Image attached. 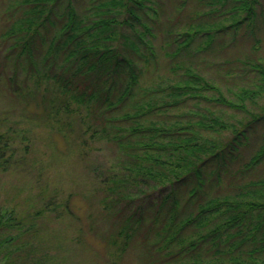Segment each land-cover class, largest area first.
<instances>
[{
    "label": "trees",
    "instance_id": "16d2710c",
    "mask_svg": "<svg viewBox=\"0 0 264 264\" xmlns=\"http://www.w3.org/2000/svg\"><path fill=\"white\" fill-rule=\"evenodd\" d=\"M209 1L212 3L204 4L209 8L201 13L205 20L193 24L198 25L196 30L182 34L180 47L189 46L206 24L212 26L206 27V33L220 30L215 21L221 22L216 15L223 11H215L213 6H221L225 0ZM233 1L229 12L233 22H221V30L252 24L256 0ZM95 4L103 16L89 22L70 0H12L0 10V94L9 98L0 123L4 126L7 121L23 119L31 123L30 127L23 123L28 129H44L57 158L72 157L81 164L89 158L94 143L111 144L114 156L90 182L92 197L102 204L103 215L118 223L104 234L96 231L103 243L101 253L82 233L76 234L78 242L104 258V264H122L124 259H131L130 264H264V177L243 179L245 174L240 173L242 180L231 179L239 150L247 144L249 134L264 125V112L229 124L231 133L218 143L200 141L185 130L187 124L177 123L171 109L186 108V100L196 96L192 90L198 84L212 86L187 65L181 70L185 72L182 83L155 85L152 80L150 86L141 88L142 68L114 46L124 44L127 53L138 51L127 31L136 32L141 0H98ZM116 7L125 8L122 12L127 14L117 18L121 10ZM138 32L142 34L138 41L146 42V30ZM147 58L143 57V64ZM221 99L236 108L224 98H215ZM154 115H162L159 122ZM168 121L174 124L170 128ZM1 128L0 174L33 179L40 205L28 209L17 202L0 204V264H42L30 262L22 252L32 248L34 238L47 233L39 231L36 221L57 205L41 177L36 141L29 138L17 155L10 127ZM55 134L64 150L58 148ZM261 135L245 169L256 167L264 157L263 132ZM211 160L217 168L209 166ZM219 169L229 178L228 184L235 182L229 193L221 186ZM141 185L151 189L137 197V210L125 214L135 199L130 195L131 186L139 189ZM154 190L158 194L151 197ZM63 207L64 217L78 221L69 198ZM23 255L24 262H18Z\"/></svg>",
    "mask_w": 264,
    "mask_h": 264
},
{
    "label": "rangeland",
    "instance_id": "374dc122",
    "mask_svg": "<svg viewBox=\"0 0 264 264\" xmlns=\"http://www.w3.org/2000/svg\"><path fill=\"white\" fill-rule=\"evenodd\" d=\"M10 1L12 0H0V10ZM70 2L79 14L87 15L88 22L96 20L98 15L103 16L95 7L98 0H70ZM207 3L212 2L209 0H141L142 6L136 11L140 21L134 29L136 32L127 31L138 51L127 53L123 48L124 44L116 43L114 46L118 47V51L125 57H132L133 63L142 68L141 88L150 86L152 80L156 81L155 85L161 83L166 85L176 81L182 83L185 72L183 73L181 70L187 65L201 74L212 87L202 88V85L198 84V87H194L192 90L196 96L186 100V108L171 109V114L175 117L174 119L179 120L177 123L187 124L185 130L194 133L200 141L211 140L218 143L223 136L231 133L229 124L241 123L250 115L264 112V74L261 71L264 69V0H256L253 7L252 24L249 27L240 28L236 25L227 30H221L220 23L233 22V18H230L233 15L229 12L231 11L230 6L236 1L225 0L224 6L214 3L215 11L218 9L223 11V15H216V19L221 22L215 21L220 30L216 31L214 30L216 28H213L210 33L208 31L206 33V27H212L206 24L200 28L197 35H194L189 46L180 47L182 34L186 35L196 30L198 25L193 24L205 20V16H202L201 13L209 8L204 5ZM118 8L116 7L115 10H121V13L117 18L124 17L127 13L122 10L125 8ZM211 18L206 20H213ZM142 29L147 32L146 42L138 41L137 38L142 35L141 32H138ZM187 41L185 40L184 43ZM149 50L153 53L151 54ZM145 56L148 57L147 64H143L142 61ZM49 82H52V79H49ZM217 96L234 103L236 108L228 106L222 99L215 100ZM8 103L9 98L0 94V117L3 116L4 106ZM73 104L75 102H72ZM30 105L29 108L32 111L34 106ZM79 110L81 115H84L82 105ZM161 116L154 115L153 118L159 122L157 119ZM197 121L201 125L210 126V130L199 126ZM12 122L7 121L4 126H2L4 122H1L0 129H2L1 127H10L16 154L23 150V143H28L29 138L36 141V154L38 159H41L40 167L43 171L41 177L44 183L47 182L45 184L48 186V191L50 189L49 193L57 205L53 211L45 213L44 218H39L36 221L39 231L45 229L44 231L47 233L34 238L32 248H27L22 253H25L26 259L30 262L38 260L37 262L42 264H104V258L84 247L82 242H78L76 234L82 233L89 245L101 253L103 243L97 236V232L100 231L104 234L114 227L113 223H118V220L114 221L112 217L103 215L100 208L102 204L92 197L94 194L92 182H90L91 177L97 171L104 172L108 161L114 156L111 144L104 141L94 143L90 147L89 158L86 162L82 161L83 164L77 163L72 157L66 160L60 158V160L56 157V151L47 139L48 136L43 133L44 129L39 127H34V130L28 129L31 123L23 119H16L14 121L16 123ZM174 122L176 124V121ZM166 123L170 124L168 128L174 125L173 121ZM219 123L227 125L220 126ZM26 129L29 131L27 132ZM262 132L264 134V125L256 128L255 134H249L247 144L245 143L239 150L238 161L233 162L234 172L231 179L242 180L239 176L240 173L245 174L243 179L264 177V157L256 167L252 169L244 167L246 159L261 143ZM53 138L57 140L58 148L64 150V144L60 137L55 134ZM46 152L53 153L48 156ZM30 156L32 155L30 154ZM14 159L16 156L13 161ZM209 164L212 168H217L216 161L211 160ZM219 172L222 175L221 186L228 188L226 191L229 193L228 190L234 189L235 182L228 184L227 175L223 174L220 169ZM34 185L33 179L21 174H0V204L7 203L12 206L14 202H17L21 204V207H29L28 209H31L32 204L38 207L40 202L37 201V190ZM150 189L144 185H141L139 189L131 186L130 195L135 199L131 201L124 213L137 210L139 203L137 197L144 190ZM157 194L158 191L154 190L151 197H155ZM28 197L32 201L28 200ZM67 198H69L71 209L79 218L78 221L64 217L63 203ZM28 202L31 204L27 205ZM142 207H146V204ZM130 261L131 259L127 261L124 259L122 264H130ZM18 262H24V255L22 258L19 257Z\"/></svg>",
    "mask_w": 264,
    "mask_h": 264
}]
</instances>
